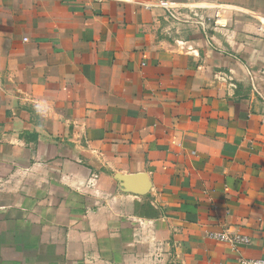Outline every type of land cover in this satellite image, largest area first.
I'll return each mask as SVG.
<instances>
[{"label": "crops", "instance_id": "obj_1", "mask_svg": "<svg viewBox=\"0 0 264 264\" xmlns=\"http://www.w3.org/2000/svg\"><path fill=\"white\" fill-rule=\"evenodd\" d=\"M240 257L264 258V0H0V264Z\"/></svg>", "mask_w": 264, "mask_h": 264}, {"label": "built area", "instance_id": "obj_2", "mask_svg": "<svg viewBox=\"0 0 264 264\" xmlns=\"http://www.w3.org/2000/svg\"><path fill=\"white\" fill-rule=\"evenodd\" d=\"M166 3L163 1L162 5ZM207 237L216 242L229 244L234 250L239 251L241 246L249 245L251 238L231 226H223L218 230L209 231ZM240 262L243 264H264V258L247 259L240 257Z\"/></svg>", "mask_w": 264, "mask_h": 264}]
</instances>
